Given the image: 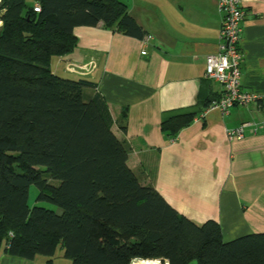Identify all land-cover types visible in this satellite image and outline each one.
<instances>
[{"label":"trees","instance_id":"16d2710c","mask_svg":"<svg viewBox=\"0 0 264 264\" xmlns=\"http://www.w3.org/2000/svg\"><path fill=\"white\" fill-rule=\"evenodd\" d=\"M0 19V252L46 264L57 248L70 264H264V233L224 241L216 220L180 214L128 165L131 146L95 83L54 73L77 26L146 35L123 1L0 0ZM195 116L171 112L160 126L174 138ZM32 185L61 212L30 205Z\"/></svg>","mask_w":264,"mask_h":264},{"label":"crops","instance_id":"0c3cea01","mask_svg":"<svg viewBox=\"0 0 264 264\" xmlns=\"http://www.w3.org/2000/svg\"><path fill=\"white\" fill-rule=\"evenodd\" d=\"M121 1L146 35L128 36L102 23L77 26V45L53 58L54 73L95 83L111 110L113 132L131 146L128 165L180 214L199 225L216 220L224 241L264 233V0H241L246 15L239 43L241 87L261 98L205 116L207 104L222 93L206 76V58L219 50V0ZM70 64L84 67L74 72ZM183 111H194L193 121L174 138L164 134L163 117ZM246 122L242 139L227 137V129ZM58 253L61 259V248ZM47 259L0 252V264Z\"/></svg>","mask_w":264,"mask_h":264},{"label":"built area","instance_id":"2783aa9c","mask_svg":"<svg viewBox=\"0 0 264 264\" xmlns=\"http://www.w3.org/2000/svg\"><path fill=\"white\" fill-rule=\"evenodd\" d=\"M34 9L36 11L40 10L38 3L34 5ZM219 10L223 16L219 33V50L207 56L206 76L221 84L222 93L209 103L203 116L212 110L227 113L235 105L250 104L261 98L258 94L244 91L241 87L243 53L240 50L239 43L242 32L241 23L246 15L245 10L241 6V0H219ZM83 67L70 64L68 68L77 72ZM249 125L250 123L246 122L238 127L227 129V137L230 140L242 139L244 130Z\"/></svg>","mask_w":264,"mask_h":264},{"label":"rangeland","instance_id":"374dc122","mask_svg":"<svg viewBox=\"0 0 264 264\" xmlns=\"http://www.w3.org/2000/svg\"><path fill=\"white\" fill-rule=\"evenodd\" d=\"M35 0H26V3L28 5H32L34 4ZM37 196H38V188L35 186V185H32L31 188H30V198H29V203L30 205H40V206H44V207H47L49 209H53L57 212H61L60 209L50 203V202H47V201H40V200H37ZM60 248H57L56 250V253H55V258H53V261L55 260V263L54 264H69V261L70 259L66 258L64 255H63V252L60 254V258L59 259L57 256H58V252H59ZM62 260V261H61ZM64 260V262H63ZM158 264H160V260L157 261Z\"/></svg>","mask_w":264,"mask_h":264},{"label":"water","instance_id":"95a60500","mask_svg":"<svg viewBox=\"0 0 264 264\" xmlns=\"http://www.w3.org/2000/svg\"><path fill=\"white\" fill-rule=\"evenodd\" d=\"M151 263V260H148V261H145V260H141L139 262H136L134 264H150Z\"/></svg>","mask_w":264,"mask_h":264},{"label":"bare ground","instance_id":"6f19581e","mask_svg":"<svg viewBox=\"0 0 264 264\" xmlns=\"http://www.w3.org/2000/svg\"><path fill=\"white\" fill-rule=\"evenodd\" d=\"M1 20V19H0ZM150 264H156V262L155 261H151V263Z\"/></svg>","mask_w":264,"mask_h":264}]
</instances>
